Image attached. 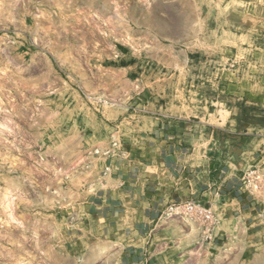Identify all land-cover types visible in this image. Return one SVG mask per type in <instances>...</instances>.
<instances>
[{"label":"rangeland","instance_id":"obj_1","mask_svg":"<svg viewBox=\"0 0 264 264\" xmlns=\"http://www.w3.org/2000/svg\"><path fill=\"white\" fill-rule=\"evenodd\" d=\"M169 139L258 201L188 264H264V0H0V264H119L76 246L73 208L114 141Z\"/></svg>","mask_w":264,"mask_h":264},{"label":"crops","instance_id":"obj_2","mask_svg":"<svg viewBox=\"0 0 264 264\" xmlns=\"http://www.w3.org/2000/svg\"><path fill=\"white\" fill-rule=\"evenodd\" d=\"M162 141L160 147L121 144L107 161L110 172L73 208L71 239L90 249L88 257L100 252L102 258L115 254L119 264H188L192 256L216 254L237 229L252 226L247 220L258 201L239 190L232 160L216 151H187L178 140ZM188 199L212 208L211 232L164 214L169 204ZM226 219L233 224L229 229Z\"/></svg>","mask_w":264,"mask_h":264},{"label":"built area","instance_id":"obj_3","mask_svg":"<svg viewBox=\"0 0 264 264\" xmlns=\"http://www.w3.org/2000/svg\"><path fill=\"white\" fill-rule=\"evenodd\" d=\"M117 145V141H114L109 149L102 152L103 156L107 157V160L121 152V143L118 147H116ZM95 152L98 154L100 150L97 149ZM105 170L106 173L110 172V165H108ZM164 214L167 217L177 216L184 220L191 221L196 225L204 226L207 232H211L215 222V214L212 208L203 205L197 200H185L169 204Z\"/></svg>","mask_w":264,"mask_h":264}]
</instances>
